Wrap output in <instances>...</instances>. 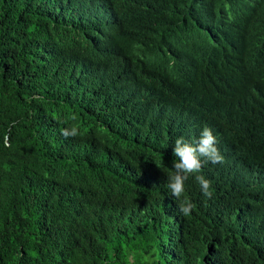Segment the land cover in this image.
<instances>
[{
    "label": "trees",
    "instance_id": "16d2710c",
    "mask_svg": "<svg viewBox=\"0 0 264 264\" xmlns=\"http://www.w3.org/2000/svg\"><path fill=\"white\" fill-rule=\"evenodd\" d=\"M262 82L264 0H0V264H264Z\"/></svg>",
    "mask_w": 264,
    "mask_h": 264
},
{
    "label": "clouds",
    "instance_id": "9594fccd",
    "mask_svg": "<svg viewBox=\"0 0 264 264\" xmlns=\"http://www.w3.org/2000/svg\"><path fill=\"white\" fill-rule=\"evenodd\" d=\"M261 83V82H260ZM264 83V82H262ZM188 96H193L190 93ZM211 122L207 118H202L203 128L199 139L195 143L187 142L183 137L175 140L173 156L176 160L172 163L173 171L167 177V188L173 197L177 198L179 211L184 216H189L196 205L188 198L185 193V182L190 175H195V181L200 186L202 194L211 198L213 195L212 182L203 175H199L203 163L211 162L212 164L223 163V156L216 147L217 140L209 128ZM61 134L65 137H76L79 134L78 128L73 126L70 129H63Z\"/></svg>",
    "mask_w": 264,
    "mask_h": 264
}]
</instances>
